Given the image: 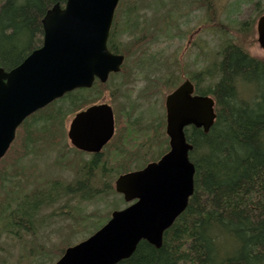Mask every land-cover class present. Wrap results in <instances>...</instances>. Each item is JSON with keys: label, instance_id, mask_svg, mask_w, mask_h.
Wrapping results in <instances>:
<instances>
[{"label": "trees", "instance_id": "16d2710c", "mask_svg": "<svg viewBox=\"0 0 264 264\" xmlns=\"http://www.w3.org/2000/svg\"><path fill=\"white\" fill-rule=\"evenodd\" d=\"M66 1L0 0V67L17 66L38 48L42 19L48 10ZM137 7V0H120L115 23L130 22L131 29H138L143 21ZM263 14L264 5L259 17ZM165 18L169 24L172 13ZM253 29L243 27L241 32L253 33ZM165 34L176 38L171 37L170 30ZM113 40L118 44L119 40L111 36ZM220 56L214 72L202 74L213 80L216 77L215 83L206 90L196 84L197 94L216 101L215 124L207 134L194 127L185 130L193 146L194 195L185 212L165 232L160 249L142 241L134 255L120 264H264V58L250 56L233 42H227ZM98 86L65 95L27 118L18 129L15 142L0 161V236L19 238L23 232L35 233L38 223L44 226L54 216L39 217L40 213L61 200L66 201V215L69 201L89 200L105 188L114 192L106 184L108 176L126 173L121 169L126 161L130 165L132 158L107 153L83 164L84 168L80 162L77 185L64 184L60 178L38 180L43 175L25 168V159L37 151H60L54 164L72 165L75 160H68L65 148L58 146L63 142L62 129L67 116L86 99L83 97L100 91ZM88 185L94 188L86 199L81 197V188Z\"/></svg>", "mask_w": 264, "mask_h": 264}, {"label": "water", "instance_id": "95a60500", "mask_svg": "<svg viewBox=\"0 0 264 264\" xmlns=\"http://www.w3.org/2000/svg\"><path fill=\"white\" fill-rule=\"evenodd\" d=\"M120 0H67L42 19L43 46L17 68H0V161L24 121L96 79L107 82L121 71L124 56L114 55L108 39ZM258 43L264 49V14L257 22ZM170 151L158 162L119 176L115 191L128 206L91 237L69 247L55 264H120L131 258L142 241L160 249L163 237L185 212L194 195L195 166L190 160L189 127L209 133L216 121V101L195 95L186 80L165 102ZM114 134L110 107L93 106L70 123L68 138L77 149L98 153Z\"/></svg>", "mask_w": 264, "mask_h": 264}, {"label": "rangeland", "instance_id": "374dc122", "mask_svg": "<svg viewBox=\"0 0 264 264\" xmlns=\"http://www.w3.org/2000/svg\"><path fill=\"white\" fill-rule=\"evenodd\" d=\"M137 2L140 7L139 14L142 16L140 21H144L146 15L151 25H159L161 28L160 39L151 41L150 44L146 42L147 45L134 44L132 40L117 42L122 53L128 58L123 67L124 79L127 82L124 83L123 80L125 87L119 91L127 95L125 97L129 100L126 101L131 107L136 103L142 105L140 113L143 121L137 126L130 124L134 117L128 115L126 118L124 101L119 99L120 94L117 95L114 88H109L104 99L117 108L121 126L117 133L116 147L121 145L126 151V155L118 154L113 148L109 156L126 159L132 157L136 163L130 164L129 170H134L137 164L144 165L146 160H156L159 153L168 150V138L165 133L167 95L186 80H191L204 90L212 86L217 78L209 79L202 74L206 71L214 72L213 69L220 62V53L227 42L237 44L254 58H264V49L258 43L257 35V22L264 5L263 0H137ZM159 6L161 9H156ZM171 13L173 21L167 24L165 17ZM252 26L253 33L241 32V28L250 30ZM169 30L175 34V39H170L165 34ZM142 32L146 33V30L142 29ZM168 79L172 80L171 83ZM113 92L115 95L111 96ZM131 112L140 115L135 110ZM73 116V113L67 116L62 129L66 141L63 138V142L58 143L60 147L65 148V143H68L67 133ZM59 152L56 150L55 154H52L49 160L52 165L48 166L50 170L42 175L50 180L60 178L64 184H71L76 178V172L60 171L53 166ZM68 157L70 161L75 160L74 163L77 162L76 158L87 161L85 157L82 159L75 157L73 152H70ZM117 178L118 175L112 172L106 182L113 187L114 192L105 188L100 195L89 200L76 198L69 201L65 209V213L68 212L66 215L63 214L66 206L64 200L44 210L39 217L53 214L54 216L47 219L44 226L38 223L33 234L23 232L19 238L2 234L0 264H55L62 257V251L91 237L108 222L113 211L128 206L123 197L115 191ZM95 187L99 188L100 185ZM93 188L91 185L82 187L81 197L87 196L85 198L88 199L93 193Z\"/></svg>", "mask_w": 264, "mask_h": 264}, {"label": "flooded vegetation", "instance_id": "af4514ba", "mask_svg": "<svg viewBox=\"0 0 264 264\" xmlns=\"http://www.w3.org/2000/svg\"><path fill=\"white\" fill-rule=\"evenodd\" d=\"M137 8L140 10V7H137ZM156 9H159L160 10L161 7L159 6ZM115 15H116V13H115ZM144 19H147L146 15H145ZM139 24L141 26H139L138 29H136V28L135 29H131L130 28V25H131L130 22H123V21H121V22L115 23V17H114V22H113L112 28L110 30V36H109V39H108V48H109L110 52H112L114 55L124 56V62H123L121 71L118 72V73H111L109 75V77H108L107 82H105V83H102L99 79H96L95 82H94V84H93V86L91 88H88V89H78V90L73 91V92H79V91H82V90H91V89H93V87L95 86V84H98L99 85L98 86V89L100 90V91H98L96 93L94 92L95 94H89V95H85L83 97V98H86V99L83 100V101H81L80 102V105L78 106V108L75 109V111L73 113L74 116H73L71 122L76 118V116L78 114L87 111L91 107H93V106H103V105H106V106H108V107L111 108L112 113H113V118H114V134H113L111 140L98 153L85 152V151H82V150L77 149L75 146H73L71 144V142H70V140L68 138V133H67L68 143L67 144L65 143V153L69 155L70 152H73L74 155H75V157H79L80 159H82V157H85V158H87V161L80 160V161H77L75 163L72 162V165L71 166H64V167L57 166L56 164L53 163V166H55L56 168H58L60 171H66V172L75 171L76 172V178H75L74 182L71 183L73 185H77L80 182L78 175L82 171V169L80 167L81 164H82V167L84 168L85 166H83V164H89V163H91V161L96 156H99L100 155V156L103 157L107 153H111V151H112L113 148H115L113 150H115L118 154H124V155H126V151H125L124 147L121 148V145H119V147H116L117 133L119 131V126H121L119 113L116 110L117 108L112 103L105 102V100H104L105 99V94L107 92H109V88H114V90L117 93V95L120 94L118 96L119 99H121L122 101H124L123 102V105L125 106L124 110L127 111L126 118H127L128 115H131V116L134 117L132 119V121H130V124L137 126L138 123H141L143 121L142 113H140V110L142 108V105L136 103L134 106L131 107L130 105L127 104V101H126L127 97H125L126 94L121 93L119 91V90H121V88L123 89L125 87V86H123V80H124V83L127 82L124 79L123 67H124V65L126 63V60L128 58H127V55L125 53H122L121 46L119 44L114 43V40L111 41V36H114V38L118 39L119 41H121V40H132V42L134 44H144V45H147L146 42H149V44H150L151 41L155 42L156 40L160 39V36H161L160 29L161 28H160L159 25H156V26L155 25L154 26L151 25V21L150 20H148L147 22L146 21L140 22ZM169 26L171 27V24ZM142 29L143 30H146V33H143L142 32ZM173 36H175V34L171 33V37H173ZM41 38H42L41 45L38 48L30 51L28 53L27 57L30 56L35 50H38V49H40L43 46L44 30H43V32H41ZM147 47H149V46H147ZM138 55H142V54H138ZM27 57H25L23 59V61L19 65H17V66L10 67V68H6V69L3 68V67H0V68H2L5 72H10V71L14 70L15 68H17L18 66H20L26 60ZM141 57L142 56H140V58ZM170 81H172V80H170ZM194 86H195V95H199V94H197V91H196V84H194ZM178 87H176L173 91H175ZM73 92H71V93H73ZM115 92H113L111 96H114L115 95ZM121 94L123 96H121ZM78 96H81V95H78ZM123 97H125V98H123ZM63 98L64 97H62L61 99H63ZM61 99H59V100H61ZM127 100H129V99H127ZM56 101H58V100H56ZM56 101H54V102H56ZM165 102H166V100H165ZM131 110H135V111L139 112L140 115L137 114V113L131 112ZM165 111H166V106H165ZM123 116H125V112L123 113ZM165 118H166L165 133H166V136L168 138V143H167L168 150L167 151L164 150L162 154L159 153L158 158L156 160H152V161H147L146 160V162H145L144 165H140V164L135 165L134 170H129V168H128L129 164H127V161H126V164H125L126 166H124L121 169V172L124 171L126 173H129V172H136V171L143 170L149 164L158 162L165 154H167L170 151V138L167 135V111H166V117ZM131 122H133V123H131ZM126 131H127V128L125 129V132ZM16 138H17V133H16ZM62 138L65 139L66 137L62 135ZM65 141H66V139H65ZM14 142H15V140H14ZM55 152L50 153V152H47V151H43V152L37 151L36 154H32V157L33 158L36 157L34 161H33V158L32 157H27L25 159L26 160L25 161L26 171H28L29 173H34V174H38V175H42V173L48 172V170H50V167H48L49 164L52 165V162H49V160L51 159L52 154H55ZM32 162L34 163V165L31 164ZM80 162H81V164H80ZM134 163H136V162H133L132 161L131 164H134ZM126 173H124V174H126ZM121 175H123V174H121ZM121 175H119V176H121ZM45 178L46 177L43 178V176H42V178H37V179L38 180L42 179V181H43V179H45ZM34 182H36V181H34Z\"/></svg>", "mask_w": 264, "mask_h": 264}]
</instances>
